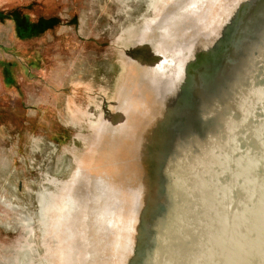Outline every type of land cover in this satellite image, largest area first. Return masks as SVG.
<instances>
[{"label": "water", "instance_id": "water-1", "mask_svg": "<svg viewBox=\"0 0 264 264\" xmlns=\"http://www.w3.org/2000/svg\"><path fill=\"white\" fill-rule=\"evenodd\" d=\"M186 2L145 18L134 83L65 188L133 201L153 244L143 264H264V0L214 19Z\"/></svg>", "mask_w": 264, "mask_h": 264}, {"label": "rangeland", "instance_id": "rangeland-1", "mask_svg": "<svg viewBox=\"0 0 264 264\" xmlns=\"http://www.w3.org/2000/svg\"><path fill=\"white\" fill-rule=\"evenodd\" d=\"M175 1L188 3L0 0V264L149 259L150 233L133 201L65 187L78 161L87 165L83 153L98 141L104 108L134 83L127 47L145 18ZM230 1L196 3L214 19ZM39 15L57 20L44 27L25 20Z\"/></svg>", "mask_w": 264, "mask_h": 264}, {"label": "trees", "instance_id": "trees-1", "mask_svg": "<svg viewBox=\"0 0 264 264\" xmlns=\"http://www.w3.org/2000/svg\"><path fill=\"white\" fill-rule=\"evenodd\" d=\"M23 17H24V15H22ZM56 18V19H55ZM54 18V16H50V17H45V16H38L37 17V19L35 20V21H29V19H27V17H25V20L28 22V23H30V22H32V23H35V24H37V25H33V26H41V27H44V26H49L50 24H51V22H52V20L53 21H56L57 20V17H55ZM18 18H16V20H17ZM24 19H21V17H20V19H19V21H16L17 22V24H21V23H23L22 21H23ZM26 23V22H25ZM19 24V25H20ZM19 25H18V27H19ZM19 29V28H18ZM18 31V30H17Z\"/></svg>", "mask_w": 264, "mask_h": 264}, {"label": "flooded vegetation", "instance_id": "flooded-vegetation-1", "mask_svg": "<svg viewBox=\"0 0 264 264\" xmlns=\"http://www.w3.org/2000/svg\"><path fill=\"white\" fill-rule=\"evenodd\" d=\"M39 16H43V15H39ZM45 17H50L51 15H44ZM55 18V17H54Z\"/></svg>", "mask_w": 264, "mask_h": 264}, {"label": "bare ground", "instance_id": "bare-ground-1", "mask_svg": "<svg viewBox=\"0 0 264 264\" xmlns=\"http://www.w3.org/2000/svg\"><path fill=\"white\" fill-rule=\"evenodd\" d=\"M45 204V203H44ZM128 244V243H127Z\"/></svg>", "mask_w": 264, "mask_h": 264}]
</instances>
